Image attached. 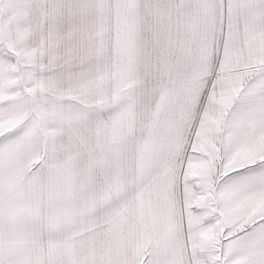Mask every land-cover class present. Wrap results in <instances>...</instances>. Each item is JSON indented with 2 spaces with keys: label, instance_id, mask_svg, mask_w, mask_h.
Masks as SVG:
<instances>
[{
  "label": "snow or ice",
  "instance_id": "snow-or-ice-1",
  "mask_svg": "<svg viewBox=\"0 0 264 264\" xmlns=\"http://www.w3.org/2000/svg\"><path fill=\"white\" fill-rule=\"evenodd\" d=\"M0 264H264V0H0Z\"/></svg>",
  "mask_w": 264,
  "mask_h": 264
}]
</instances>
